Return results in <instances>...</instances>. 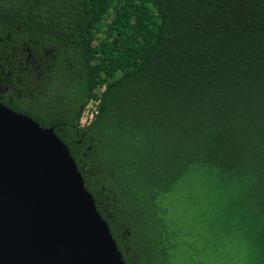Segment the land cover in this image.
I'll return each mask as SVG.
<instances>
[{
	"label": "trees",
	"instance_id": "trees-1",
	"mask_svg": "<svg viewBox=\"0 0 264 264\" xmlns=\"http://www.w3.org/2000/svg\"><path fill=\"white\" fill-rule=\"evenodd\" d=\"M0 97L68 145L127 264H175L196 175L198 237L264 264V0H0Z\"/></svg>",
	"mask_w": 264,
	"mask_h": 264
},
{
	"label": "water",
	"instance_id": "water-1",
	"mask_svg": "<svg viewBox=\"0 0 264 264\" xmlns=\"http://www.w3.org/2000/svg\"><path fill=\"white\" fill-rule=\"evenodd\" d=\"M0 264H127L55 128L1 101Z\"/></svg>",
	"mask_w": 264,
	"mask_h": 264
},
{
	"label": "rangeland",
	"instance_id": "rangeland-1",
	"mask_svg": "<svg viewBox=\"0 0 264 264\" xmlns=\"http://www.w3.org/2000/svg\"><path fill=\"white\" fill-rule=\"evenodd\" d=\"M212 180L200 175L192 176L168 196V217L175 224H182L186 231H192L190 238L179 241L181 246L175 264H246L243 246L228 242L227 249L217 250L212 247L213 240L202 241L198 232L209 229L211 218L215 215L216 200L212 194ZM199 245L194 253L188 244ZM209 247H206V246Z\"/></svg>",
	"mask_w": 264,
	"mask_h": 264
},
{
	"label": "built area",
	"instance_id": "built-area-1",
	"mask_svg": "<svg viewBox=\"0 0 264 264\" xmlns=\"http://www.w3.org/2000/svg\"><path fill=\"white\" fill-rule=\"evenodd\" d=\"M99 104V99H93L85 107L80 119V124L82 127H87L94 121L95 117L99 113Z\"/></svg>",
	"mask_w": 264,
	"mask_h": 264
},
{
	"label": "flooded vegetation",
	"instance_id": "flooded-vegetation-1",
	"mask_svg": "<svg viewBox=\"0 0 264 264\" xmlns=\"http://www.w3.org/2000/svg\"><path fill=\"white\" fill-rule=\"evenodd\" d=\"M3 99H2V97H0V101H2Z\"/></svg>",
	"mask_w": 264,
	"mask_h": 264
}]
</instances>
